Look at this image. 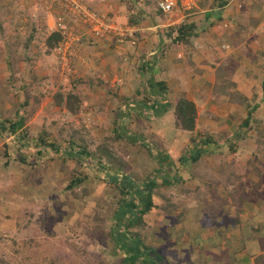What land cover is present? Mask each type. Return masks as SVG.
Segmentation results:
<instances>
[{
	"label": "rangeland",
	"instance_id": "obj_1",
	"mask_svg": "<svg viewBox=\"0 0 264 264\" xmlns=\"http://www.w3.org/2000/svg\"><path fill=\"white\" fill-rule=\"evenodd\" d=\"M161 1L0 0V120L25 114L26 124L18 135L27 131L31 138V144H26L18 141L17 135L0 132V264H53L55 260H51L61 243H68L69 252L74 247L73 254L82 264L88 262L80 249L84 246L106 257L109 264L116 261L117 257L110 254L112 244L104 243L115 220L116 199L122 198L110 185L111 175L125 174L142 182L158 166L165 173L170 170L168 159L162 166L156 161L161 154L175 159L172 175L176 171L188 175L180 157L209 134L225 145L224 154L216 148L214 152L213 144H203L205 154L189 171H198L195 186L199 189L195 192L193 182L186 185L185 180L157 186L153 192L155 208L145 216L143 231L152 232L150 244L165 247L164 251H177L178 257L168 256L171 264H180L181 260L182 264H211L213 258L208 262L205 259L211 256L208 251L212 247L216 249V243L209 242L211 234L222 236H217V243L229 239L232 244L234 240L231 249H225L226 244L224 248L217 247L224 262L230 263L233 258L227 254L233 250L234 264H264V241L260 242L263 248L257 251L248 244L255 238L264 240V174L261 168L260 172L256 170L258 162L264 161V148L259 147L256 131L264 128V104L255 110V119L249 121L252 134L248 130L245 138L236 136L237 130L247 129L241 124L249 107L262 96L254 90L264 82V66L260 68L264 62V37L260 40L264 34V0H241L242 6L218 9L219 13L210 19L205 10L209 5L202 6L198 0H176L171 12L158 14ZM196 5L199 8L195 9ZM139 10L145 14L140 23H133ZM92 14L98 20L114 23L117 29L112 28L108 34L96 33L94 30L101 24ZM191 21L201 26L200 35L192 43L198 52L195 63L192 49L185 50V45L171 42L166 34L178 24ZM54 34L58 35L53 37ZM163 37L164 53L159 49ZM248 41L252 45L249 50ZM170 56L177 60L172 61L176 68L167 64L163 77L160 65ZM153 57L158 61L156 77L169 84L168 99L175 101L182 95L195 99L197 124L193 131L176 124L172 108L154 117L129 104L143 100L149 90V73L147 78L142 76L140 67ZM190 59L195 65L202 61L201 66L208 64L212 70L196 73L199 67L190 68L191 63H186ZM182 63L186 66H180ZM242 66H248V77H253L249 82L255 87L252 98L232 78ZM181 70L182 78L178 75ZM205 71L207 81L188 83L190 72L197 76ZM213 75L215 83L209 79ZM60 97L62 105L57 103ZM69 98L79 106L76 113L65 106ZM229 99L235 111H228ZM121 106L127 113L122 114ZM119 123L123 124L125 136L116 140ZM43 132L48 134V142L59 145L58 149L32 144ZM230 137L236 149L230 147ZM72 139L85 146L91 156H78V148L70 146ZM90 159L97 165L89 164ZM98 160L110 169L101 168ZM230 165L236 175L234 188L243 192L246 202L238 199L241 193L231 197L226 186H215L208 178ZM86 174L83 185L70 187L73 179ZM203 182L210 183L212 191L217 190L204 194L205 186L200 187ZM256 201L258 206L252 207ZM168 202L176 207L165 210ZM221 210L212 225L200 224L205 211ZM92 213L108 217L90 220V227L84 228L83 217L93 219ZM257 226L262 233L255 229ZM230 234L233 236L228 237ZM244 255L247 257L241 258ZM218 256L212 254L215 260ZM61 264H68L67 260H61Z\"/></svg>",
	"mask_w": 264,
	"mask_h": 264
},
{
	"label": "trees",
	"instance_id": "obj_2",
	"mask_svg": "<svg viewBox=\"0 0 264 264\" xmlns=\"http://www.w3.org/2000/svg\"><path fill=\"white\" fill-rule=\"evenodd\" d=\"M199 4L202 6L209 5V8L205 9L207 10V18L209 19L214 16L215 14L219 13L218 9H225L230 6L231 0H198ZM162 2V1H161ZM204 3V4H203ZM206 7V6H205ZM196 8H199L195 7ZM158 14H164L161 3H158ZM138 16H136V19L133 20V23H140L141 19L143 18V15L145 12L143 10H139ZM200 23L196 21L191 22H182L181 24H178L174 27L173 30H169V32H166L168 37L170 38L171 42L183 44L185 45V50L191 49L193 47L192 43L195 42L196 38L200 35L199 34V28L201 26H198ZM58 34H54L53 37H55ZM167 37V36H166ZM162 43L159 45V49L164 50L165 43L164 37L161 40ZM164 43V46H163ZM52 46V44H51ZM164 52V51H163ZM188 52V51H187ZM188 54V58L190 57V53ZM153 57L151 62L145 63L142 67H140L141 75L146 77L148 76V91L143 94L144 99L141 101H134L129 103L130 105H133L134 107H140L142 108L143 114H149L154 117H159L163 114H165L169 109H173L176 115V124L178 126H181L184 130L187 131H193L197 124V106L196 103L193 100L188 99L185 95L180 96L175 101L169 100L167 93L171 90H169V84L167 80L162 78H157L156 74L154 72V69L156 68L157 62L156 59ZM191 60V59H190ZM192 61V60H191ZM147 67V69H145ZM25 87V85H24ZM140 94V91L138 92ZM234 99V98H233ZM229 101H233L232 99ZM26 103H28L26 101ZM58 105H62V97H60L57 101ZM249 103L250 100H249ZM67 106L71 112L76 113L79 106L74 103L73 98H69ZM259 107H261V103L256 101L254 102V105L249 107V114L246 117V120L241 124V126L247 127V129L237 130L236 136L239 137H246L249 132L251 133V125L249 123L252 122L255 119V110H257ZM123 113H127V110H122V106L120 108ZM26 115L20 114L17 115L14 118H6L5 120H0V132H10L14 135L18 136V141H26L24 143L31 144V138L30 133L25 132L24 134H19L20 131H23L25 124H26ZM248 130H250L248 132ZM123 124L119 123L116 129V134L114 136V139H119L120 137H124L125 134H123ZM258 137L257 141L260 145L259 147L264 148V128L263 129H256ZM248 133V134H247ZM252 134V133H251ZM48 134L43 132L38 135V138L32 144H34L35 147L41 148L46 145L50 147H55L56 149L59 148V145L54 142H48L47 136ZM141 137V136H140ZM139 137V138H140ZM262 137V138H261ZM215 138L213 135L209 134L208 136L203 137V139H200L199 142H195L194 145L190 147V149L186 150V153L183 154L180 157V163L181 166L184 168L186 167L188 171V175H181L179 172H175L173 175L171 173V168L175 167L176 162L175 159L172 158L169 154L165 157L164 155L158 156V159H156L158 165L164 164V162L168 159L167 167H170V170H167L165 173H163V169L158 166L154 170V173L147 177L144 181L140 182L137 179L132 178L129 175L122 174V176H119L120 174L111 175V183L110 185L113 186V190H115L116 194L122 195L121 199H116V202L118 203V208L115 211V220L113 224H111V229L107 231V238L105 239L104 243L106 244L107 241L110 242L112 245L111 255H115L117 257L116 261L111 262V264H171L170 259L168 256H171L172 258H176L177 251L171 248V250H163L165 247H158L154 244H150L148 242L149 236L152 234V232H146L143 231L145 226V216L151 212L153 208H155L154 200H153V192L157 189V186L159 185H175L177 183L186 181L187 179H193L198 177V171L196 173L191 174L190 167H194L197 162L202 158V156L205 154V149L203 147V144H213L214 145V152L216 149L220 150L221 153L224 154L225 152V145L219 144L217 141L214 140ZM133 140V139H132ZM231 137L228 139V142L230 147L232 149H236L235 145L232 144ZM70 146L72 149H75L76 147L78 150L76 153H78V156H83L84 158L90 157L91 153L88 151V149L83 146L79 145L76 140L72 139L70 140ZM216 148V149H215ZM39 151V150H38ZM44 151V150H43ZM188 151V152H187ZM108 152V151H107ZM39 153H43L42 150L39 151ZM70 154H73L74 152L69 151ZM110 154V153H109ZM23 158V157H22ZM167 158V159H166ZM166 159V160H165ZM261 159V157H259ZM24 160H26L24 158ZM98 165L105 169L109 170L110 166H107L105 163H102L101 160H98ZM167 162V161H166ZM89 164L97 165L93 162L92 159H90ZM182 167V168H183ZM155 168V167H154ZM259 167L256 168L258 172L261 170ZM109 172V171H106ZM160 173H163V178L160 181ZM262 173V171H261ZM109 174V173H108ZM235 172H231L227 176V180L229 181L228 184L235 185L236 179L233 180ZM88 178V174L84 175L83 177H77L76 179H73L70 183V187L73 188L77 185H83L84 181ZM211 179V182L213 183L214 180L212 177H208ZM30 182L32 180L29 179ZM143 183V184H142ZM205 185V193L210 192L211 187L210 183L203 182ZM199 187H197V190ZM241 193V195L238 197L239 200L242 201H248L247 197L241 192L239 189H235V192L233 194V197L236 196V194ZM115 194V196H116ZM235 195V196H234ZM205 200V198H204ZM235 200V199H234ZM176 205L172 202H168L166 206L164 207L165 210L170 211L171 209L175 208ZM164 210V211H165ZM205 211V217L203 219H200L199 222L203 227H206L208 225H212L214 220L217 218L216 213H213L211 211ZM168 213V212H167ZM93 213V219L89 218L87 215H85L82 219L84 221V228L90 225V220L95 221L97 220V217H100L101 219L105 220L107 215L97 214ZM89 219V221H88ZM214 219V220H213ZM174 221L172 223V226H175ZM93 224V222H92ZM137 226V229H136ZM90 227V226H89ZM94 231H97L98 228H92ZM88 233H90L88 231ZM93 233V232H92ZM104 231L102 232V234ZM101 234V233H99ZM154 235V234H153ZM152 235V236H153ZM161 235V234H160ZM163 235V234H162ZM161 235V236H162ZM155 237V236H154ZM156 238V237H155ZM171 239L169 238V241ZM258 242H262L264 240L257 239ZM173 247L174 243L172 242ZM171 244V245H172ZM261 245V244H260ZM69 247L68 243L63 244L58 247L60 248L58 251L57 256L54 257L51 262L55 260V263L53 264H61V260H67L68 264H82L80 260H76L73 251H75V248L71 246V252L67 250ZM172 247V246H171ZM262 247V245H261ZM263 248V247H262ZM80 249L83 250V253L86 255V260L88 261L86 264H109V260L106 257H103L101 254H93L88 251L87 246L81 247ZM80 249H77L79 251ZM176 249V248H175ZM260 250V249H258ZM82 252V251H81ZM262 257V256H260ZM259 257V259H260ZM259 261V260H258ZM182 264L183 261H180ZM84 264V263H83ZM219 264H227L224 261H220ZM259 264V263H257Z\"/></svg>",
	"mask_w": 264,
	"mask_h": 264
},
{
	"label": "crops",
	"instance_id": "obj_3",
	"mask_svg": "<svg viewBox=\"0 0 264 264\" xmlns=\"http://www.w3.org/2000/svg\"><path fill=\"white\" fill-rule=\"evenodd\" d=\"M239 0H236V1H231L230 2V5H238V2ZM232 24L234 25V23L232 22ZM233 28H234V26H233ZM223 29H225V28H223ZM235 29V28H234ZM137 30H139L138 28L135 30V32L137 31ZM260 33H258V35H259ZM263 37H264V34L262 35H260V40H262L263 39ZM201 46H203V45H201ZM246 47L248 48V50H249V47H252V45L249 43V41H248V43H246ZM244 48H245V46H244ZM192 49V51L191 52H193L194 54L192 55L193 57H192V59L194 60V63H195V58L197 57V50H195V49H193V48H191ZM208 52V51H207ZM164 53V52H163ZM224 53V52H223ZM182 55V53H180L179 54V56H181ZM214 55V54H213ZM223 55H225V54H223ZM228 55V57H229V54H227ZM168 57H169V55H168ZM167 57V60H165V62H163L164 64H162V65H160V73H162V74H160V75H162L163 77H166L165 75H163V74H165V71H163L164 69H165V66L168 64L170 67H171V64H173V66H174V69L176 68L175 67V64L174 63H172V61H177V60H174V58H173V56H170V58H168ZM186 57V56H185ZM188 57V56H187ZM215 57H217V53H215ZM222 57V55H220V58ZM173 58V59H172ZM231 58H229L228 60H230ZM193 60L191 61V60H187L186 61V63H188V64H190L191 63V65H189L190 66V68H191V66H196V68H198L199 67V69H198V71H196V73L197 72H202L203 70L202 69H210V68H208L207 66H208V64H206V65H200V64H202V61H198V64L197 65H195V64H193ZM158 62V61H157ZM181 62V61H180ZM197 62V61H196ZM222 63H223V61H222ZM264 62H262V64H260V68H262V66H264V64H263ZM181 65H183V66H186V64L185 63H182V64H180V66ZM158 67V66H157ZM189 68V69H190ZM242 68V70H240V69H237L236 71H234L233 72V74H232V78H233V80L235 81H238L239 83H238V85H239V88L240 89H242V92H244L249 98H252V96H253V94H255L254 92H253V88H255V87H252L251 86V84L252 83H250L249 84V82L250 81H252L253 79V77L251 76V77H248L249 76V72H251V71H249L248 72V66H242L241 67ZM173 69V68H172ZM210 70H212V69H210ZM174 71V70H173ZM183 71L184 70H181L180 71V73L178 74L181 78H182V76H184V74H183ZM263 71H264V69H263ZM247 72H248V74H247ZM191 73V75L189 76V81H188V83L189 82H191L192 84L191 85H193L194 84V82H197V83H200V82H202V83H204L205 81H207L206 79H208V78H206V74H207V71H205V72H203V73H201V74H197V76L195 75V72H190ZM216 74V73H215ZM214 74V75H215ZM238 74H240L241 76H240V78H239V76H238ZM214 75L211 77H209V79L211 80V82H213V83H215L217 80L215 79V78H213L214 77ZM159 76V75H158ZM205 77V78H204ZM213 78V79H212ZM264 78V77H263ZM163 79V78H162ZM179 79V77L177 76V80ZM253 82V81H252ZM188 83H186L187 84V86H189V84ZM186 84H184V85H186ZM258 89H256V90H254V91H257V95H259L258 93H260V95L259 96H261V97H259V99H258V102H260L261 104H264V95H263V93H264V90H262L263 88H264V82H263V84H258V87H257ZM203 92V91H202ZM252 92H253V94H252ZM195 100V99H194ZM193 100V101H194ZM196 102V101H195ZM230 103V104H229ZM226 104H227V106L229 107V110L228 111H235L236 109H235V107L233 106V102L232 101H227L226 102ZM225 104V105H226ZM232 104V105H231ZM231 108V109H230ZM259 109V108H258ZM216 115H218V114H216ZM173 157V156H172ZM228 164V163H227ZM226 164V165H227ZM257 167H259V168H261L262 169V174H264V161H261V162H258V164H257ZM234 167L232 166V165H230V166H227L226 167V169H221V171H219L218 173H216V174H214L213 176H212V179L214 180V183H213V185H215V186H218L219 184H223L224 186H226V188L228 189V194H230L231 195V197H232V192L234 193L235 192V188H234V185H229L228 184V180L226 179L227 178V176L231 173V172H233L234 170ZM235 172V171H234ZM198 178V177H197ZM235 178H236V175L234 174V176H233V180H235ZM196 181H197V179L196 178H193V179H187L186 180V185H188V184H191L192 182V184H194V192H195V190L197 191V187L195 186L196 185ZM203 186H205L203 183H201V188L203 187ZM220 187H222V186H220ZM203 189V188H202ZM215 190H217V188H215ZM214 190V191H215ZM214 191H212L211 190V192H209V194L210 193H212V192H214ZM196 197H197V194H196ZM198 199V198H197ZM199 201H202L201 199H199ZM231 201V200H230ZM258 202H260V200H257ZM257 201H256V203L252 206V207H255V206H258V203H257ZM232 203L234 202V199H232V201H231ZM232 203H231V207H233L234 205H232ZM251 206V205H250ZM253 209V208H252ZM255 209V208H254ZM229 210H231V209H229ZM228 210V211H229ZM222 212V210L220 211V212H216V215L217 216H219L220 214H222L221 213ZM258 213V211H256L254 214H257ZM256 216V215H255ZM255 229H258V232L260 233H262V229H261V227H259V226H257V227H255ZM220 230H223V231H225V232H230L228 229H225V228H220ZM221 237L222 238V236L221 235H213V234H211V240L209 241V242H212L213 243V245H214V243H216L215 245H216V249L215 248H213L212 247V245H211V247H212V249H210L208 252H209V254L211 255L210 257H208V258H205L206 259V261L208 262L209 261V259L211 260L212 258H213V261H211V264H215V262H216V264H219V262L220 261H223V259H222V257H220V256H218V250H220V249H218L217 247L219 246V247H222V245H223V248L225 247V244H226V246H227V248H225V249H231V247L233 246V243H234V240H233V243L232 244H229V239H224L223 240V244H221L220 242H216V241H218V237ZM233 235L232 234H230V235H228V237H232ZM214 237V238H213ZM259 238H260V235H259ZM236 242V241H235ZM249 248L250 249H253V250H255L256 249V251L258 250V249H260L261 248V245H260V242H258V240H257V238H255V239H252V240H250L249 241ZM212 254H215V255H217L219 258H217L216 260H215V258L214 257H212ZM227 256H229L232 260L230 261V263H227V264H234L235 263V260H234V252H233V250H231V252L230 253H228L227 254ZM245 257H247V255H244V256H242L241 258H245ZM221 259V260H220ZM214 260H215V262H214Z\"/></svg>",
	"mask_w": 264,
	"mask_h": 264
},
{
	"label": "built area",
	"instance_id": "obj_4",
	"mask_svg": "<svg viewBox=\"0 0 264 264\" xmlns=\"http://www.w3.org/2000/svg\"><path fill=\"white\" fill-rule=\"evenodd\" d=\"M177 5V2L176 0H163L161 2V8L164 12L166 13H169L171 12L175 6ZM92 17L96 18L95 21L97 23H100L101 25L99 27H97L94 31H96V33H100V31H103L105 33H110L109 31H111L112 28H115L117 29V26L114 24V23H107L106 20H103V19H99L97 18V15L96 14H92ZM133 33V32H132Z\"/></svg>",
	"mask_w": 264,
	"mask_h": 264
},
{
	"label": "clouds",
	"instance_id": "obj_5",
	"mask_svg": "<svg viewBox=\"0 0 264 264\" xmlns=\"http://www.w3.org/2000/svg\"><path fill=\"white\" fill-rule=\"evenodd\" d=\"M232 1H236V0H232ZM238 2H239L238 5L240 4L239 6H242L243 3L241 2V0H239ZM238 5H237V6H238ZM226 25H227V24H226Z\"/></svg>",
	"mask_w": 264,
	"mask_h": 264
}]
</instances>
